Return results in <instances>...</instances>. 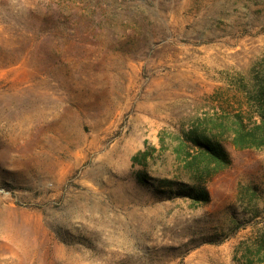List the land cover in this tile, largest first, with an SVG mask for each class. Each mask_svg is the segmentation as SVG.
I'll use <instances>...</instances> for the list:
<instances>
[{"label":"rangeland","instance_id":"374dc122","mask_svg":"<svg viewBox=\"0 0 264 264\" xmlns=\"http://www.w3.org/2000/svg\"><path fill=\"white\" fill-rule=\"evenodd\" d=\"M262 60L264 0H0V264H254L264 149L165 181Z\"/></svg>","mask_w":264,"mask_h":264},{"label":"trees","instance_id":"16d2710c","mask_svg":"<svg viewBox=\"0 0 264 264\" xmlns=\"http://www.w3.org/2000/svg\"><path fill=\"white\" fill-rule=\"evenodd\" d=\"M228 120H220L217 125L195 126L174 147L176 158L184 161V168L194 181L192 185H176L166 180V187L175 196L189 198L193 203L206 204L208 192L203 183L230 165L222 141L227 139L235 149H264V60L258 63L254 75V92L248 101L246 113H234ZM181 150V151H180ZM147 151L132 158L134 164L143 165ZM138 180H142L138 177ZM176 185V186H175ZM254 264H264V233L255 241Z\"/></svg>","mask_w":264,"mask_h":264}]
</instances>
